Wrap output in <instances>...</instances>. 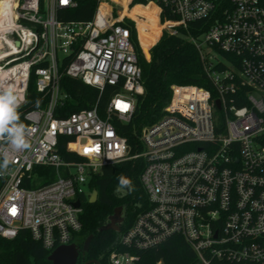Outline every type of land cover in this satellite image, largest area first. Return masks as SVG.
I'll list each match as a JSON object with an SVG mask.
<instances>
[{"label": "built area", "instance_id": "built-area-1", "mask_svg": "<svg viewBox=\"0 0 264 264\" xmlns=\"http://www.w3.org/2000/svg\"><path fill=\"white\" fill-rule=\"evenodd\" d=\"M136 5H153L170 34L213 17L201 35L189 37L210 86L172 84L163 115L141 129L137 149L116 124L131 122L144 92L128 16L118 9L123 4L98 0L92 19L69 21L58 10L75 7V0H9L3 8L0 87L13 88L22 106L34 75L48 102L25 114L30 148L9 149L12 162L0 171V236L13 239L26 229L48 250L74 242L92 176L105 165L142 158L149 206L120 234L109 264H138L137 251L173 235L191 245L201 264H264V0ZM63 75L100 90L113 87L102 114L95 103L55 116L68 98ZM63 136L78 160L59 153ZM38 165L54 167L57 177L29 187Z\"/></svg>", "mask_w": 264, "mask_h": 264}, {"label": "trees", "instance_id": "trees-1", "mask_svg": "<svg viewBox=\"0 0 264 264\" xmlns=\"http://www.w3.org/2000/svg\"><path fill=\"white\" fill-rule=\"evenodd\" d=\"M75 1V7L59 9V17L64 21L92 19L98 0ZM117 1L126 6L129 0ZM142 2L144 0L132 1V3ZM122 12L123 14L128 12L131 16L143 15L147 17V21L154 20L153 25L138 20L139 40L143 50L148 53L149 47L153 45L150 50V59L146 58L139 46L133 21L128 19L125 22V25L130 27L135 41L142 68L144 92L137 95L131 122L116 124L120 133L127 137L132 148L137 149L141 129L163 115L164 107L172 95V84L210 86L199 51L189 37L201 35L211 25L213 17L192 21L186 28L179 27L177 34L168 32L161 34L157 23V9L153 5H136L130 11L126 9ZM165 19L166 17L163 16L162 20ZM60 85L68 94V98L63 101V104H59L55 111L57 117H66L73 111L92 107L95 103H98L102 114L103 108L115 92L111 86L107 85L100 90L67 75L62 76ZM47 102L48 96L37 90L34 75H32L26 102L18 109L21 122L27 126L28 120L25 114L32 109L44 107ZM68 140L69 137H61L58 151L65 160H78L79 157L76 154L66 150ZM144 165L145 161L142 158L120 161L103 166L99 173L92 176L90 187L92 191L97 190L98 196L95 202H90L89 197L82 198L80 214L82 229L76 241L82 246L89 235L93 237L85 255L83 257L82 254L79 255L77 264H84L88 260H96L99 264H109V252L120 234L128 229L136 216L149 206L148 196L141 181ZM35 172H37V178L43 179L40 185L51 182L57 177L55 168L50 166L38 165L35 167ZM120 175L132 179L134 191L127 194L124 191L119 193L116 191ZM119 206L123 207V221L120 223V229H103ZM51 251L33 240L26 229H21L13 239L0 236V264H53L47 259ZM137 253L140 256L138 264H201L194 249L181 235H173L161 244L139 250Z\"/></svg>", "mask_w": 264, "mask_h": 264}, {"label": "clouds", "instance_id": "clouds-1", "mask_svg": "<svg viewBox=\"0 0 264 264\" xmlns=\"http://www.w3.org/2000/svg\"><path fill=\"white\" fill-rule=\"evenodd\" d=\"M21 99L13 88L0 87V155L3 156L0 171L7 170L12 162L9 159V149L20 152L30 148V130L21 122L18 111ZM116 191H124L125 194L134 191L132 179L120 175Z\"/></svg>", "mask_w": 264, "mask_h": 264}, {"label": "water", "instance_id": "water-1", "mask_svg": "<svg viewBox=\"0 0 264 264\" xmlns=\"http://www.w3.org/2000/svg\"><path fill=\"white\" fill-rule=\"evenodd\" d=\"M17 44H19L17 42ZM98 196L97 190H93L89 201L95 202ZM76 206H80V202H76ZM123 207L119 206L115 209L114 213L110 216V222L103 227V229H120V223L123 221ZM92 235H89L84 242L83 247L81 248L76 242H72L70 244H64L53 249L48 255L47 259L51 261L53 264H77L78 258L81 252L85 255V253L89 249L90 241L92 239ZM99 264L96 260H88L84 262V264L90 263Z\"/></svg>", "mask_w": 264, "mask_h": 264}, {"label": "rangeland", "instance_id": "rangeland-1", "mask_svg": "<svg viewBox=\"0 0 264 264\" xmlns=\"http://www.w3.org/2000/svg\"><path fill=\"white\" fill-rule=\"evenodd\" d=\"M132 1L133 0H131V2L129 3H127V5L126 6H118V9H120V10H122V11H124V10H128V11H130L131 9H133L134 7H135V5L137 4V3H132ZM111 3V2H110ZM128 16V17H127ZM127 18H124V23L125 22H127V20L129 19V20H131V21H133V26L135 27V29H136V35H137V40H138V43H139V46H140V48H141V50L143 51V53H144V55L146 56V58L147 59H150V50H151V48H152V46L153 45H151L150 47H149V50H148V53H146L144 50H143V48H142V45H141V43H140V40H139V31H138V20H142V21H145V22H147V24L149 25L150 23H151V25H153V21L154 20H148L147 21V17H145V16H143V15H135V16H131V15H129L128 14V12H127ZM157 23H158V26H160V31L161 32H167V30L166 29H169L168 28V26L167 25H164V22H159V19H158V17H157ZM136 26H137V28H136ZM60 56H62V54L60 53L59 54ZM34 177V179H33V187H37V186H39L40 185V183L43 181V179H39V178H37V175H34L33 176ZM122 216H123V212H122ZM78 238V237H77Z\"/></svg>", "mask_w": 264, "mask_h": 264}, {"label": "bare ground", "instance_id": "bare-ground-1", "mask_svg": "<svg viewBox=\"0 0 264 264\" xmlns=\"http://www.w3.org/2000/svg\"><path fill=\"white\" fill-rule=\"evenodd\" d=\"M7 1H9V0H0V14L2 13V11H3V8L7 5Z\"/></svg>", "mask_w": 264, "mask_h": 264}, {"label": "flooded vegetation", "instance_id": "flooded-vegetation-1", "mask_svg": "<svg viewBox=\"0 0 264 264\" xmlns=\"http://www.w3.org/2000/svg\"><path fill=\"white\" fill-rule=\"evenodd\" d=\"M121 223H122V222H121ZM85 241H86V239H85ZM85 241H84V242H85ZM74 242H76V243H77V241H76V240H75ZM77 244H78V243H77ZM78 245H79V244H78ZM83 245H84V243H83ZM83 245H82V246H80V245H79V246L82 248V247H83ZM80 254H82V257L84 256L83 252H81Z\"/></svg>", "mask_w": 264, "mask_h": 264}, {"label": "snow or ice", "instance_id": "snow-or-ice-1", "mask_svg": "<svg viewBox=\"0 0 264 264\" xmlns=\"http://www.w3.org/2000/svg\"><path fill=\"white\" fill-rule=\"evenodd\" d=\"M123 107H125V108H126L127 106H123Z\"/></svg>", "mask_w": 264, "mask_h": 264}]
</instances>
